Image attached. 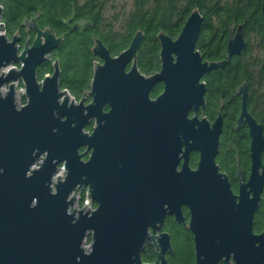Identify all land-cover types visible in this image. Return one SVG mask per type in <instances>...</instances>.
Wrapping results in <instances>:
<instances>
[{
  "label": "water",
  "instance_id": "obj_1",
  "mask_svg": "<svg viewBox=\"0 0 264 264\" xmlns=\"http://www.w3.org/2000/svg\"><path fill=\"white\" fill-rule=\"evenodd\" d=\"M260 10L264 15V1ZM201 20L192 9L174 39L157 34L159 70L148 76L135 62L141 31L112 56L93 37L89 21L66 24L73 31L88 27L91 52L100 60L93 62L85 95L72 103L58 84L55 60L50 74L36 78V66L61 37L23 16L21 24L33 37L20 47L18 33L9 39L3 33L0 5V87H7L0 91V264H167L170 244L160 231L162 219L167 213L183 223L182 205L193 236V264H227L229 255L233 264H264V232L250 229L264 186L263 127L246 109L245 82L235 90L240 102L234 128L246 127L250 163L237 196L214 159L221 114L211 122L197 116L205 105L201 77L241 52L242 26L229 32L223 59L202 60L195 49ZM17 81L24 96L19 107ZM157 82L162 90L150 98ZM191 150L198 153L194 169L187 164ZM58 164L64 175L53 183ZM85 187L94 208L75 212L74 194ZM86 235L88 251L81 245ZM144 244L154 249L149 263L140 259Z\"/></svg>",
  "mask_w": 264,
  "mask_h": 264
},
{
  "label": "trees",
  "instance_id": "obj_2",
  "mask_svg": "<svg viewBox=\"0 0 264 264\" xmlns=\"http://www.w3.org/2000/svg\"><path fill=\"white\" fill-rule=\"evenodd\" d=\"M263 1L131 0L129 10L124 11L125 7L121 6L110 18L104 15L108 0H1L0 5L4 35L10 37L14 32L18 33L21 47L28 39L24 33L26 28L21 24L23 16L26 20L34 17L39 28H47L55 36L61 37L60 44L51 51L48 58L36 66V78L39 81L45 74H50L55 60L59 69L60 89H65L76 100L85 95L92 77L93 62L100 60L91 52L93 38L88 27L79 31L70 30L67 25H72L73 21H89L93 37L112 56L127 47L137 30L141 31L142 38L135 52V62L138 71L145 76L159 70L157 34L162 32L174 39L192 9H196L202 17L195 42V49L202 60L223 59L228 28L231 24H241L245 47L238 55L231 56L222 68L212 69L201 77L206 86V107L202 115L212 119L220 112L223 117L215 163L221 171L227 172L235 168L234 156H237L240 167L246 168L248 163L245 129L240 127L234 131L232 127L240 102L235 90L242 82H245L248 89L247 111L258 123H263L264 95L260 96L258 91L260 84L264 83V73L259 68L264 63V15L260 10ZM37 9L40 13L36 14ZM113 22L120 26L113 27ZM29 32L26 41L30 43L33 32ZM247 33H251L253 45L248 42ZM249 45L258 49L260 54L246 56ZM161 89L162 83H155L149 97H154ZM84 130L89 132L91 124H87ZM262 156L264 158V151ZM169 237L174 253L166 259L167 264H193L190 235L177 226L170 229ZM152 249L143 247L140 252L142 262L153 261Z\"/></svg>",
  "mask_w": 264,
  "mask_h": 264
},
{
  "label": "flooded vegetation",
  "instance_id": "obj_3",
  "mask_svg": "<svg viewBox=\"0 0 264 264\" xmlns=\"http://www.w3.org/2000/svg\"><path fill=\"white\" fill-rule=\"evenodd\" d=\"M234 26L235 25L231 24V26L228 28L227 36H228V34H229L230 31H234ZM24 33L25 34L30 33L29 32V29H25ZM241 33H242L243 39H244L245 44H246L245 35H244V32H243L242 29H241ZM259 68L264 73V63L262 64V66H259ZM161 90H160V92H161ZM246 90H248V89L246 88ZM258 91L260 93V96L261 95H264V83L263 84H260ZM159 93H157L156 95H158ZM205 93H206V86H205ZM156 95L154 97H151V98H155ZM205 107H206V104L204 105V109H205ZM197 116L200 117V116H202V114L200 112H198L197 113ZM221 117H222V115H221ZM212 119H208V120L211 122ZM262 121H263V123L261 125L264 126V118H263ZM232 127H233V130L234 131H237L240 128L239 127L238 129H235L234 128V122L232 124ZM241 127L243 129H245V132H246V127L245 126H241ZM222 128H223V117H222V125H221V131H220V134H219V138H220V135H221V132H222ZM246 135H247V133H246ZM247 139H248V137H247ZM247 146H248V143H247ZM218 149H219V145H218ZM87 155H88V152L84 155L83 159H86L87 158ZM217 155H218V151H217L216 156ZM216 156H215V158H216ZM233 158H234V161H235V163H234V167L235 168L234 169L228 170L227 172L221 171L220 169L219 170H220V172H222L223 174H225L226 179H227V182H228V186H229V189H230L232 195L237 196L238 195V182H241V181H242V183L245 182L246 179H247V176L249 174V163L250 162H249V157H248V150H247L248 163H247L246 168H242V167L239 166L237 156H234ZM197 159H198V153L196 151H194V150H191L189 152V154H188V157H187V164H188V166L191 169H194L196 167ZM181 161H182V159L179 160L178 168L180 167ZM261 162L264 163V158H263L262 154H261ZM236 169H240L242 171V179L239 177V172L236 174ZM85 188H87V187H85ZM248 196H251V192H249ZM236 201H237V198L235 199V202ZM91 204L94 206V203L92 201H91ZM180 209H181V214H182V217H183V223H181V222H179V223L178 222H175L173 220L172 215H169V214L166 213L164 215L163 219H162L160 231H164V232H166L168 234V240H169V244H170V237H169V235H170V229H173L174 227H177V226L180 227V228H182L183 230L186 231L187 235H190V237L192 239V253H193V236H192V233L187 228V221H188L187 208H186V206L182 205L180 207ZM250 229H251V234H254V235H257L260 232H264V186L262 187V189H261V191L259 193L258 200L256 202V208H255V210L253 211V214H252ZM145 246H148V247H151L152 248V246L149 245V244H144V247ZM152 251L154 253V249H152ZM173 253L174 252H173L172 247H171V244H170V252L168 250H166L164 252L165 259H167L168 257H170ZM216 264H222V263L221 262H217ZM227 264H233L231 255H229V257H228Z\"/></svg>",
  "mask_w": 264,
  "mask_h": 264
},
{
  "label": "rangeland",
  "instance_id": "obj_4",
  "mask_svg": "<svg viewBox=\"0 0 264 264\" xmlns=\"http://www.w3.org/2000/svg\"><path fill=\"white\" fill-rule=\"evenodd\" d=\"M108 5L106 6V9H105V11H104V15L106 16V17H108V18H110L111 17V15H112V13H114V12H116V11H118V10H120V7L121 6H123V7H125V9H124V11H127V10H129V8L131 7V0H108ZM113 4V7H112V4ZM113 27H115V28H118L119 26H120V24L119 23H117V22H113ZM236 26V25H235ZM3 33H4V31H3ZM14 33H16V32H14ZM13 33V34H14ZM5 34V33H4ZM12 34V35H13ZM11 35V36H12ZM247 35H248V42L250 43V44H252L253 45V38H252V35H251V33H247ZM10 36V37H11ZM19 36V35H18ZM25 36H26V38H28L29 39V33H27V34H25ZM10 37H7L8 39L10 38ZM27 39V40H28ZM18 45H19V43H18ZM21 47V46H20ZM249 47H250V49H249V51L247 52V54H246V56H249V55H255V54H259L260 53V51L258 50V49H255V48H252L250 45H249ZM12 65H14L15 66V68H17L18 69V67H19V65L18 64H12ZM22 86V84H21V82L20 81H17L16 83H15V85L13 86V88H14V97H15V99L17 100V102L18 103H22L23 101H24V96L22 95V93H20V91H19V87H21ZM89 98H86L85 99V102L88 100ZM69 100H71V102L72 103H77V101L78 100H76V99H74L71 95H70V97H69ZM88 102V101H87ZM201 117V116H200ZM87 132V131H86ZM41 159H42V157L40 156L37 160H36V163L32 166V167H36V166H38L37 164L39 163V162H41ZM59 165V164H58ZM57 165V166H58ZM60 173V174H59ZM59 173H55L54 174V176H53V178H52V182L54 183L55 181H56V174H59V176H57V180H60V179H62L63 178V173L62 172H60L59 171ZM90 243H91V240H90V236L89 235H86L84 238H83V240H82V243H81V245H82V247H83V249L85 250V251H88L89 250V247H90Z\"/></svg>",
  "mask_w": 264,
  "mask_h": 264
},
{
  "label": "built area",
  "instance_id": "obj_5",
  "mask_svg": "<svg viewBox=\"0 0 264 264\" xmlns=\"http://www.w3.org/2000/svg\"><path fill=\"white\" fill-rule=\"evenodd\" d=\"M11 67H13L14 69H17V68H15L14 65H11ZM6 89H7L6 86L0 87V91L2 93ZM19 91H20V93L23 92V86L19 87ZM14 100H15L17 107H19L20 105H22L24 103V101L22 103H18L17 100L15 99V97H14ZM59 171L63 173L62 175H64V169H63L61 164H59L57 166L56 173H59ZM70 195H72V194H70ZM86 195H87V188H85L83 190H79L76 194H74V199L71 202L70 208L73 209V211H75V212L78 211V209H81L82 211H88V212L91 211L94 208V206L89 202V199L87 198Z\"/></svg>",
  "mask_w": 264,
  "mask_h": 264
},
{
  "label": "bare ground",
  "instance_id": "obj_6",
  "mask_svg": "<svg viewBox=\"0 0 264 264\" xmlns=\"http://www.w3.org/2000/svg\"><path fill=\"white\" fill-rule=\"evenodd\" d=\"M38 159V158H37Z\"/></svg>",
  "mask_w": 264,
  "mask_h": 264
}]
</instances>
